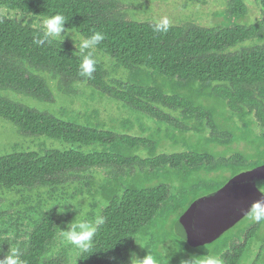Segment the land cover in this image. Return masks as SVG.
Wrapping results in <instances>:
<instances>
[{"label":"trees","instance_id":"1","mask_svg":"<svg viewBox=\"0 0 264 264\" xmlns=\"http://www.w3.org/2000/svg\"><path fill=\"white\" fill-rule=\"evenodd\" d=\"M0 6L43 19L62 14L67 21L65 31H75L84 38L94 32L103 34L104 39L95 48L113 57L117 67L151 70L187 86L201 87L191 97L167 94L139 83L109 82L97 62L91 77L81 76L82 56L70 44L56 39L36 44L35 38L43 35L42 28L0 16V90L50 100V90L40 76L49 71L84 81L156 121L178 126L184 134L190 126L198 135L207 131L200 148L172 154L151 152L140 159L123 155L121 148L149 146L151 141L147 138L117 136L99 125H79L0 97V117L15 124L22 133L72 146L67 150H21L0 156V259L8 248H17L23 264H67L65 256L57 257L48 250L53 249V241L61 232V221H65L62 210L68 208V201L61 199L57 206L44 209L40 203L26 204L25 199L26 205H19L9 194L23 198L32 188L57 186L89 169L116 168L120 174L115 178L116 191L106 197L99 209L98 216L104 218V223L98 226L92 247L84 253L68 248L75 250L69 259L72 264H128L134 246L139 245L137 237L152 223L168 195L166 185L149 182H131L119 191L123 176L134 167H170L192 177L231 173L222 182L204 185L207 190L193 197L179 218L196 199L223 186L233 176L264 164V131L255 133L253 128V123H257L264 130V14L255 24H238L237 20L247 12L243 0H231L228 17L233 22L228 18L227 24L211 28L162 27L116 19L110 14L111 3L105 0H0ZM252 41L262 45L230 52L233 47ZM233 118L243 127L237 128ZM181 120L183 126L179 125ZM189 122L192 124L187 125ZM233 143H245L246 151H215ZM257 187L264 193V181H259ZM251 222L216 242L222 241L214 252L221 257V264H240L250 258L256 241H264L260 233L264 221ZM234 236L243 244L228 248L227 242ZM177 238L193 250L216 244L191 248Z\"/></svg>","mask_w":264,"mask_h":264},{"label":"rangeland","instance_id":"2","mask_svg":"<svg viewBox=\"0 0 264 264\" xmlns=\"http://www.w3.org/2000/svg\"><path fill=\"white\" fill-rule=\"evenodd\" d=\"M105 1L110 2L112 5L110 14L113 18L153 24H161L162 20L167 19V25H178L185 28L195 26L211 28L225 25L228 23L229 8L231 7V0ZM256 4L255 1L252 5L245 3L247 12L242 19L237 20L238 24L247 26L255 24L263 18V14L257 6L259 4ZM0 16L24 24H30L37 29L42 28L44 20L41 17H33L29 13L10 10L1 6ZM229 20L231 22L234 21L233 18H229ZM82 38L84 37L75 31H64L61 37L56 40L70 44L73 51L82 56L79 51V42ZM253 45H262V43L256 41L248 42L235 48L233 47L230 49V52H237L242 48ZM91 51L95 61L102 65L106 73V80L109 82L128 81L139 83L143 86L157 88L167 94L178 93L191 97L201 90V87L197 84L190 87L185 82L181 83L171 80L151 70L137 69L130 71L117 67L115 59L109 54L97 48ZM40 76L46 81L50 90V100H42L4 89L0 90V97L39 112H45L67 121L76 122L79 125H99L105 130L112 131L117 136L129 135L147 138L151 141V145L149 146L128 149L121 148L123 155L142 159L148 157L151 152L159 155L163 153L172 154L192 151L200 148V145L203 143L202 137L205 138L206 136V130L204 132L205 135H198L190 125V130L184 134L178 126L156 121L127 104L116 101L112 96L95 89L84 81L68 79L60 74H52L49 71L42 72ZM252 121H254L253 118ZM233 122L237 128L243 127L237 118H233ZM188 124H192V122ZM179 125L183 126L182 120L179 122ZM253 128L255 133L264 131L257 123H253ZM249 138L252 137L249 136ZM70 148H72L71 145L64 144L61 141L51 140L42 136L26 135L15 124L0 117V156L21 150H33L45 153L50 150H67ZM115 148H118L117 145H115ZM245 148H247L245 143H233L228 148L219 146L215 151L223 153L226 149H230L231 152H244L246 151ZM130 171L132 172L130 173ZM130 171L129 175L123 176L119 191H122L131 182L138 183L139 185L147 182H149V185L164 184L168 189V195L165 203L161 206V210L154 217L152 223L136 239L139 243L136 248L134 246L133 253L136 257L142 258L147 253H150L158 258L159 264H166L167 262L169 264H195L196 258L205 255H214L219 259L221 258L219 255L214 254V252L219 246L218 243L222 241L207 249H188L178 240L174 231V223L186 204L193 197H197L207 190L203 187L204 185L213 181L222 182L224 178L226 179L231 176V173L224 174L223 176H218L221 175L219 173L217 176L211 174L212 176L208 177H192L184 171H178L170 167L160 169L149 168V170H146L139 168V166L134 167ZM117 174L118 171L114 167H97L86 170L85 174H79L76 178L68 182L64 181L57 186L32 188V190L26 191L27 193L24 192L25 197L23 196V198L15 194L9 195L12 201H19V205H26L31 202L33 204L40 203L44 209L54 207L57 202V204L60 203L61 199L67 200L68 208L64 207L63 215L61 216L65 219L63 224L60 219L61 230H67V226L71 222L76 223L80 220L98 217L99 209L102 204H105L106 197L115 193V178L120 175ZM191 189L195 190L189 192ZM64 194H66V198H64ZM23 199L26 200V204H23ZM250 223L252 222L247 217L238 225L237 229L242 227V225ZM260 233L264 236V224ZM254 245L255 248L250 254V258L243 260L240 264H264V241H256ZM68 248L77 249L60 232L58 237L53 241V249H49L48 252L54 253L57 257H66L67 264H72L69 255L74 253L75 250ZM61 249H63L62 253L60 252Z\"/></svg>","mask_w":264,"mask_h":264},{"label":"water","instance_id":"3","mask_svg":"<svg viewBox=\"0 0 264 264\" xmlns=\"http://www.w3.org/2000/svg\"><path fill=\"white\" fill-rule=\"evenodd\" d=\"M259 181H264V164L233 176L217 191L193 201L175 221V233L191 248L213 243L247 216L254 201L264 200Z\"/></svg>","mask_w":264,"mask_h":264},{"label":"clouds","instance_id":"4","mask_svg":"<svg viewBox=\"0 0 264 264\" xmlns=\"http://www.w3.org/2000/svg\"><path fill=\"white\" fill-rule=\"evenodd\" d=\"M66 19L62 14H55L44 18L42 22V37L35 38L36 44H41L42 40H55L61 37L65 31ZM167 19L161 21V26L166 27ZM104 39L103 34L94 32L91 36L82 38L79 42V51L82 54V60L79 64V74L81 76L91 77L95 70L96 61L93 58L92 49ZM63 211V210H62ZM251 221H264V200L254 201L246 213ZM104 223L103 217H96L94 221L80 220L79 222H71L67 226V230H61L64 238L74 245L81 253L87 252L93 243V237L96 234L98 226ZM0 264H23L20 259V252L17 248H8L6 254L0 259ZM128 264H159L158 258L147 253L142 258L136 257L133 253L129 257ZM195 264H221V260L214 255H205L195 259Z\"/></svg>","mask_w":264,"mask_h":264},{"label":"flooded vegetation","instance_id":"5","mask_svg":"<svg viewBox=\"0 0 264 264\" xmlns=\"http://www.w3.org/2000/svg\"><path fill=\"white\" fill-rule=\"evenodd\" d=\"M254 1L257 3V4H259V5H257L258 6V8L260 9V11L262 12V14H264V1H262V0H243V2H245V3H247V4H249V5H252V3H254ZM244 3V4H245ZM246 6V5H245ZM263 16V15H262ZM222 187V186H221ZM221 187H219V188H217V189H215V190H213L212 192H210V193H208V194H211V193H213V192H215V191H217L218 189H220ZM208 194H205V195H208ZM247 217V216H246ZM245 217V218H246ZM245 218L244 219H242L239 223H237L233 228H231L230 230H228L227 232H225L220 238H222L225 234H235V233H237V226L243 221V220H245ZM242 226H244V225H242ZM219 238V239H220ZM219 239H217L216 241H214L213 243H216ZM213 243H211V244H213ZM243 244V241L241 240V239H238V238H236L235 236L233 237V240H231V241H228L227 242V245H228V248H237V247H239V246H241ZM210 245V244H209Z\"/></svg>","mask_w":264,"mask_h":264}]
</instances>
